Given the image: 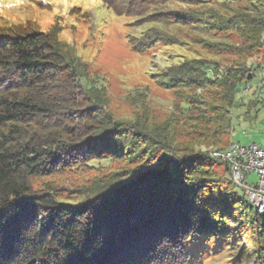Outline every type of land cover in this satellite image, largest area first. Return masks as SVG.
Segmentation results:
<instances>
[{"label": "trees", "instance_id": "16d2710c", "mask_svg": "<svg viewBox=\"0 0 264 264\" xmlns=\"http://www.w3.org/2000/svg\"><path fill=\"white\" fill-rule=\"evenodd\" d=\"M206 1L214 0H184ZM216 1L245 2L232 18L202 13L237 29L235 54L264 50V0ZM243 57L221 77L211 73L221 72L220 64L203 60L174 66L171 86L194 92L185 112L198 111L200 96L218 87L221 104L209 108L213 127L226 129L237 91L253 79ZM255 88L262 94L264 83ZM241 102L257 119L259 109H251L263 100ZM104 161L127 165L77 187L75 201L45 181ZM217 163L225 165L223 174ZM228 174L229 165L208 151L179 147L168 121L117 119L105 82L90 77L57 30L0 28V264H190V243L227 231L252 233L264 264V217Z\"/></svg>", "mask_w": 264, "mask_h": 264}, {"label": "rangeland", "instance_id": "374dc122", "mask_svg": "<svg viewBox=\"0 0 264 264\" xmlns=\"http://www.w3.org/2000/svg\"><path fill=\"white\" fill-rule=\"evenodd\" d=\"M239 5L244 6L245 2L0 0V28L31 26L43 31L57 30L59 38L86 63L90 77L105 82L109 108L117 119L135 121L141 117L153 125L168 121L179 147L188 149L195 146L197 150L208 151L212 155L217 147L225 148L233 140L264 144V88L262 94L254 93L257 92L255 86L262 85L264 81L259 84L252 79L247 93L243 92L246 83L240 86L227 128L217 130L212 123L216 114L210 111L209 102L221 104L216 95L221 89L206 88L208 91L199 98L201 111L193 107L186 113L185 102H188L190 94L194 95L193 89L191 86H171L173 80L168 73H172L174 66L203 60L220 64L223 70L217 75L214 70L211 73L221 77L243 56H246L247 65L264 62V50L248 56L235 54V47L239 45L237 29L230 24H216L218 17L208 19L202 14L210 9L218 16L232 18L239 12ZM182 12H190L194 16L199 14L196 17L200 20L183 18ZM184 73L179 76H184ZM161 79L168 83L161 84ZM198 90L201 92L203 89ZM257 96L263 102L251 109L253 115L259 109L258 118L254 120V116H247L249 108L241 104V99L247 103ZM101 165L95 169L70 168L45 181L62 189L64 200L75 201L74 190L77 187L86 184L96 174L103 175L127 164L104 161ZM214 168L220 174L225 171L224 164L217 163ZM227 178L230 179L231 175L228 174ZM257 179L256 173L250 176L252 183ZM41 184L38 181L37 185ZM236 191L244 194L241 187ZM234 213L239 215V210ZM252 230L246 228L248 232ZM251 234L244 236L227 231L208 240L196 238L189 244L192 252L190 264H260Z\"/></svg>", "mask_w": 264, "mask_h": 264}, {"label": "built area", "instance_id": "2783aa9c", "mask_svg": "<svg viewBox=\"0 0 264 264\" xmlns=\"http://www.w3.org/2000/svg\"><path fill=\"white\" fill-rule=\"evenodd\" d=\"M247 67L249 75L259 81V84L264 81V62L256 65L248 64ZM250 89L248 82L243 92L247 93ZM212 156L229 165L233 182L244 190V194L257 213L264 217V144L233 140L225 148L214 150ZM253 173L258 176L255 183L250 181Z\"/></svg>", "mask_w": 264, "mask_h": 264}]
</instances>
